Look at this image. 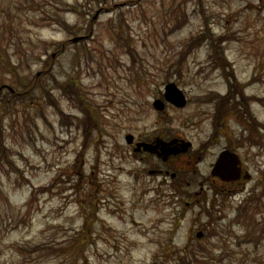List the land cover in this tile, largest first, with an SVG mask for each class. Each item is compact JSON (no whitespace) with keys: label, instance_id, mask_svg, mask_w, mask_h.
I'll return each instance as SVG.
<instances>
[{"label":"rangeland","instance_id":"rangeland-1","mask_svg":"<svg viewBox=\"0 0 264 264\" xmlns=\"http://www.w3.org/2000/svg\"><path fill=\"white\" fill-rule=\"evenodd\" d=\"M106 1L0 0V64L15 63L14 72L0 68V82L17 92L0 102V264H264V0ZM101 6L88 52L67 44L34 81ZM206 33L262 123L248 131L234 95L224 100L220 133L198 162H174L184 171L173 189L139 170L125 135L169 127L194 149L211 140L214 97L230 88L210 64ZM123 37L134 61L118 46ZM170 81L188 103L161 113L153 101ZM74 83L95 117L87 132L64 91ZM231 144L251 173L240 183L210 175Z\"/></svg>","mask_w":264,"mask_h":264},{"label":"flooded vegetation","instance_id":"flooded-vegetation-1","mask_svg":"<svg viewBox=\"0 0 264 264\" xmlns=\"http://www.w3.org/2000/svg\"><path fill=\"white\" fill-rule=\"evenodd\" d=\"M9 89L4 87L0 90V101L4 100L5 97H11L9 93H7ZM238 103L245 104V101L238 100ZM176 136L172 133V130L167 127L160 128L158 127L147 136H136L134 138V144H131L132 150L134 151V157L137 162L141 164L139 170L143 173L146 170L148 175H160L164 177L165 181H170L169 185L175 187L176 180L181 177V173L184 171L182 168L173 167L174 162L183 159V155H185V161L188 159H193L195 162H198L202 156L199 154L206 150L207 143L202 147H197L194 149L193 143L186 147V141L181 140L179 138L178 142L174 141L172 144L171 141L175 140ZM233 141L240 144L238 138ZM140 142V144H138ZM144 143H151V145H145ZM211 144V143H210ZM170 145V146H169ZM231 148L232 150H236L239 145H225L224 148ZM185 148L183 151L178 152V154L174 153L176 149ZM223 149V148H222ZM150 161L153 165L147 168V165H144L146 162ZM157 162L158 165L155 163ZM183 162V160H182ZM150 166V165H149ZM247 169L243 168L240 173V177L235 183H240L241 180L245 181L247 178ZM185 176V175H184ZM212 179H216L211 176ZM170 178V180H169Z\"/></svg>","mask_w":264,"mask_h":264},{"label":"trees","instance_id":"trees-1","mask_svg":"<svg viewBox=\"0 0 264 264\" xmlns=\"http://www.w3.org/2000/svg\"><path fill=\"white\" fill-rule=\"evenodd\" d=\"M103 3L107 4L108 2L106 0H103ZM73 10L78 12V13L81 12L80 8H74ZM205 39L207 41L208 48H209V53H210V56L212 58V61H211L210 64L213 65L214 69H221L222 70L223 75L225 76V78H226V80H227V82L229 84V88H230L229 94H227L225 96L223 95V96H220V97H214V99L216 100L215 115H216V118L218 120L221 116L224 115L223 111H226L225 106H224V100H230V98L233 97L232 95H234V99H236L235 95L237 94L239 88L235 84V81L233 83V80H232L234 78V75H235L234 72H230L229 71V69L232 68V65L230 64V62H228V60H227L225 54L223 53V51L221 52V51L218 50L220 47L218 46V42H216L217 37H215L213 35V33H206L205 34ZM220 42H221V40H220ZM118 45L123 50H125V46L123 45L122 42H119ZM125 45L129 48V44L128 43H126ZM184 54H183V56H184ZM64 91L68 94L70 99H73V97H75V99H76V96H74V95H77V97L79 98L77 100L79 102V106L78 107L83 109L87 113L88 117L86 119V125L89 128L92 129L93 126H95V122L93 120V115H92V110H91V108L89 106L88 107L84 106L85 102H83V100L80 98V96H78V90H75V85L73 84L72 88L65 87ZM231 91H232V93H231ZM46 92H49V90L46 89ZM53 104L56 105L55 103H53ZM248 112L250 113L251 116H253L252 112L250 110H248ZM60 114H63V113L60 112ZM0 143H1V141H0ZM2 148L3 147L0 144V151H1ZM0 154H2V153H0Z\"/></svg>","mask_w":264,"mask_h":264},{"label":"water","instance_id":"water-1","mask_svg":"<svg viewBox=\"0 0 264 264\" xmlns=\"http://www.w3.org/2000/svg\"><path fill=\"white\" fill-rule=\"evenodd\" d=\"M78 37H75L74 40H78ZM165 96L168 100L173 102L174 104L178 106H184L186 104L185 95L183 94V91L176 85L174 82H170L166 85V93ZM154 105L158 109H163V101L160 99H157L154 102ZM127 140L130 142L132 141V135H127ZM177 141V139L171 141L174 142ZM191 142H188L186 146H188ZM240 160L236 153L225 150L223 151L217 162L215 163V166L213 168L212 173L215 175H219L224 180H234L239 177L240 174V168L238 166ZM201 234V232H200Z\"/></svg>","mask_w":264,"mask_h":264}]
</instances>
